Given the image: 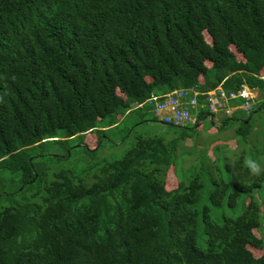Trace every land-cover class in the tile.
I'll list each match as a JSON object with an SVG mask.
<instances>
[{
    "label": "trees",
    "instance_id": "obj_1",
    "mask_svg": "<svg viewBox=\"0 0 264 264\" xmlns=\"http://www.w3.org/2000/svg\"><path fill=\"white\" fill-rule=\"evenodd\" d=\"M261 76L264 0H0V264H264V174L249 173L244 152L174 175L206 111L167 124L182 129L170 138L137 136L85 176L37 161L64 157L48 150L70 151L73 138L99 150L105 127L134 111L131 132L159 87L264 94ZM252 116L218 129L237 119L247 139Z\"/></svg>",
    "mask_w": 264,
    "mask_h": 264
},
{
    "label": "rangeland",
    "instance_id": "obj_2",
    "mask_svg": "<svg viewBox=\"0 0 264 264\" xmlns=\"http://www.w3.org/2000/svg\"><path fill=\"white\" fill-rule=\"evenodd\" d=\"M207 40H209L208 34L205 33ZM239 57L240 55L237 54ZM240 58V57H239ZM264 100V96L260 95L258 98L257 104L261 103ZM146 114L145 122H140V124L133 127L131 132H127L129 126L134 124L139 118V115L134 111L129 114L125 113L117 123L112 126L105 127L107 130V135L109 140H106L104 136L100 138V142L103 143V147L97 151H88L93 148L95 145V139L91 136L86 137V142H88L89 147H85L87 151L82 147L83 143H79L78 138H73L69 140V145L72 146L70 151L66 148L59 147L57 145H52L49 148V154H55L57 156L64 157H39L37 160L40 163L47 164L51 172L52 170L58 167L71 168L75 170L78 174L85 176V173H88L87 166L92 164V162L97 161L99 158H114L119 157L124 153V151L131 145L137 136L140 135H159L164 138H170L171 136L178 135L182 129L176 127H170L167 124L162 123L159 120V117L154 115L153 110H148L147 108L142 110ZM251 113V112H249ZM248 112L237 111V116L247 117ZM195 114H193L194 116ZM225 117V115H224ZM214 118L217 121H210L209 118L205 117L202 119L201 124L198 127H195L193 130L188 129L187 132L189 137L185 140H181L177 146L176 150V162L174 175L180 181L187 179L191 175L192 171L197 167H200L201 161L206 159L207 155L214 159L218 157L219 165L224 164V158H228L230 161L235 160L238 155H241V159L245 161L246 158L252 157L255 155V160L260 159L262 165H264V107L255 112L251 118V133L249 136L243 139L241 135L236 133V127L239 125V121L229 120L224 129L218 130L216 126H220L222 123L220 115L215 114ZM248 118V117H247ZM193 119L191 118L187 125L193 124ZM101 124H107V121L104 120ZM213 124L215 127H213ZM127 132V133H126ZM126 133L125 143H122V137ZM116 142V143H113ZM68 151V152H67ZM38 157L39 155H35ZM227 156V157H224ZM200 161V162H199ZM222 171L224 174L226 170L223 167ZM171 176L168 175L167 179L174 177L171 173ZM88 180V176L85 178ZM167 180V181H168ZM88 182V181H87ZM177 183V180L174 182ZM175 185L172 186L174 188ZM209 187H211L208 177H204V188L203 193H209ZM264 223V219H263ZM255 235L259 236V232L255 231ZM254 256H259L262 251L255 248H250Z\"/></svg>",
    "mask_w": 264,
    "mask_h": 264
},
{
    "label": "built area",
    "instance_id": "obj_3",
    "mask_svg": "<svg viewBox=\"0 0 264 264\" xmlns=\"http://www.w3.org/2000/svg\"><path fill=\"white\" fill-rule=\"evenodd\" d=\"M264 79V76H261ZM254 94L243 84L236 91L227 92L221 83L216 87L201 91L196 87H179L164 94L151 93L145 103L153 107L154 115L164 124L185 126L200 110L206 115H231L235 111L251 112ZM138 104L137 106H141Z\"/></svg>",
    "mask_w": 264,
    "mask_h": 264
},
{
    "label": "crops",
    "instance_id": "obj_4",
    "mask_svg": "<svg viewBox=\"0 0 264 264\" xmlns=\"http://www.w3.org/2000/svg\"><path fill=\"white\" fill-rule=\"evenodd\" d=\"M251 90H252V93L254 94V96H255V98H254V104H256V102H258V98H259V96L261 95H263L264 96V94H263V92H261L257 87H252L251 88ZM167 92V90H165L163 87H159L158 89H157V92H154V93H157V94H164V93H166ZM239 111H243V110H239ZM195 115L197 114V112L196 113H194ZM194 115V116H195ZM214 115L215 114H213L212 116L210 115V116H208V115H206V117L207 118H209V120H210V117H211V120L210 121H212V122H214V121H217L215 118H214ZM219 115V118H220V115H221V119H220V122L223 124V120L225 119V117H229V118H231L232 116H237V111H235V112H233L231 115H229V116H225L224 117V115L223 114H218ZM194 116H193V118H194ZM238 117V116H237ZM240 118V117H239ZM229 120H233V119H229ZM228 120V121H229ZM227 121V122H228ZM201 122H202V119H200L198 122H197V124L198 125H196L197 127L201 124ZM226 122V123H227ZM213 127H215L214 126V124H213ZM215 128H219V126H216ZM218 130H221V129H218Z\"/></svg>",
    "mask_w": 264,
    "mask_h": 264
},
{
    "label": "clouds",
    "instance_id": "obj_5",
    "mask_svg": "<svg viewBox=\"0 0 264 264\" xmlns=\"http://www.w3.org/2000/svg\"><path fill=\"white\" fill-rule=\"evenodd\" d=\"M245 166L247 167L249 173L253 176H260L264 174V166L258 163L256 160L248 157L244 161Z\"/></svg>",
    "mask_w": 264,
    "mask_h": 264
},
{
    "label": "water",
    "instance_id": "obj_6",
    "mask_svg": "<svg viewBox=\"0 0 264 264\" xmlns=\"http://www.w3.org/2000/svg\"><path fill=\"white\" fill-rule=\"evenodd\" d=\"M251 116H252V112L249 113L248 118H247L246 120H244V123H245V124L248 122V119H249ZM210 120H211V117H210ZM198 124H199V123H198ZM198 124H197V125H198ZM99 143H100V142H99Z\"/></svg>",
    "mask_w": 264,
    "mask_h": 264
}]
</instances>
